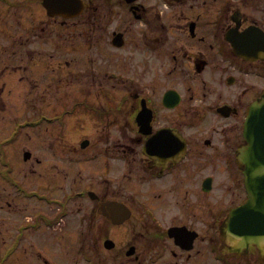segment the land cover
Wrapping results in <instances>:
<instances>
[{
	"label": "flooded vegetation",
	"instance_id": "1",
	"mask_svg": "<svg viewBox=\"0 0 264 264\" xmlns=\"http://www.w3.org/2000/svg\"><path fill=\"white\" fill-rule=\"evenodd\" d=\"M74 1L66 17L0 0L13 41L0 45L13 61L0 57V120L8 83L32 82L52 47L66 86L20 93L49 109L0 124V264H264L230 224L247 200L245 117L264 95V58L246 60L230 37L264 30V0Z\"/></svg>",
	"mask_w": 264,
	"mask_h": 264
},
{
	"label": "water",
	"instance_id": "2",
	"mask_svg": "<svg viewBox=\"0 0 264 264\" xmlns=\"http://www.w3.org/2000/svg\"><path fill=\"white\" fill-rule=\"evenodd\" d=\"M50 13L76 15L82 3L74 0H44ZM256 28V27H255ZM250 28L239 36L243 52L264 56V31ZM245 142L240 148L248 201L235 213L232 223L245 240L264 243V97L254 102L246 117Z\"/></svg>",
	"mask_w": 264,
	"mask_h": 264
},
{
	"label": "rangeland",
	"instance_id": "3",
	"mask_svg": "<svg viewBox=\"0 0 264 264\" xmlns=\"http://www.w3.org/2000/svg\"><path fill=\"white\" fill-rule=\"evenodd\" d=\"M10 43H13L12 39H10L4 33L2 34L0 33V45L6 48V45ZM52 52L55 54L56 57L50 58V60H48L47 62V65L35 66L38 63L36 64L31 63L33 66H30L29 70L35 74L34 77H31L32 82L8 83L9 87L6 89L11 88L15 92L16 98L11 99L13 100V102L9 104L7 103L5 109L1 111L3 116H2V119L0 120V124L4 125V129L6 130L11 129L16 121L22 120L23 118L31 115L33 111V107H35L37 111H41V110L46 111L49 109L48 105L44 103L35 102L34 105H30L26 103L25 102L26 99H24L25 94L21 95L20 93L28 92L30 90L39 91V92L40 91L41 92H45V91L54 92L57 90H61V91L66 90L65 83L62 80L64 71L60 67V64L58 62V59L63 58V55L59 52L58 48L52 47ZM9 53L10 51H6V49L5 51L3 50V52L0 51V57H3L6 60V61L2 60L4 64L8 62L13 63V61L11 60L12 54H9ZM8 74H9L8 72L5 73L4 77L9 76ZM10 74L14 75V72L13 73L11 72ZM24 74H28V70L26 73L24 72ZM71 82L72 81H70L69 83L67 82V83L70 84ZM70 86H74V89L78 90L76 87V81H73L70 84ZM41 92L38 93L37 95L38 96L42 95ZM32 95L33 97H35L34 95L36 94H32ZM7 100L9 101V99ZM49 100L55 101L56 99L54 98V96H51ZM68 100L70 102L76 101V99L73 98L72 96L71 98L69 97ZM82 136H86L94 140L97 138V131L88 127L85 129V131H83ZM79 138H81V131L76 132L72 129L68 130V139L71 142H75ZM92 153H93L92 151L86 152L87 157L90 158L89 160L85 162V175L86 176H88L91 171L94 173V170L97 168L94 164V160L91 157ZM69 155L72 159V162L69 163V169L75 170L76 167L78 166L77 159H76V153L70 149Z\"/></svg>",
	"mask_w": 264,
	"mask_h": 264
}]
</instances>
